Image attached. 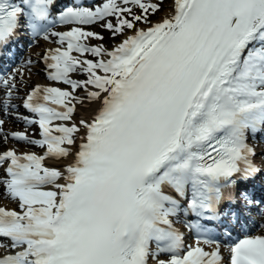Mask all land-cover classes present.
<instances>
[{"label": "snow or ice", "instance_id": "6c2138e0", "mask_svg": "<svg viewBox=\"0 0 264 264\" xmlns=\"http://www.w3.org/2000/svg\"><path fill=\"white\" fill-rule=\"evenodd\" d=\"M55 4L0 0V55L20 33L57 37L66 47L48 50V77L73 90L37 85L23 102L38 117L24 121L38 124L42 139L11 135L46 148L44 155L0 154V167L7 165L0 184L20 209L0 207V247L19 249L0 264H224L204 224L188 223L204 238L185 249L174 218L239 223L225 205L264 206V197L240 187L264 178L248 143L250 133H264V0H172L168 10L164 0H97L59 10L60 23L103 22L123 36L111 50L82 43L104 37L81 27L52 32ZM77 71L86 78L72 79ZM15 80L0 77L5 111ZM85 101L96 105L92 118L53 123L72 121ZM48 157L68 162L47 167ZM227 247L229 264H264V235Z\"/></svg>", "mask_w": 264, "mask_h": 264}, {"label": "bare ground", "instance_id": "6f19581e", "mask_svg": "<svg viewBox=\"0 0 264 264\" xmlns=\"http://www.w3.org/2000/svg\"><path fill=\"white\" fill-rule=\"evenodd\" d=\"M172 4V0H167L165 1L164 4V8L165 10L170 9ZM163 15V12H161L159 14V16L157 18H153L151 19L153 22L157 21L160 19V16ZM100 22L91 24V25H65V26H57L55 28H53L51 31L52 32H66L71 30L73 27H81L84 31H91L94 33H98L97 31L93 30V27L97 24H99ZM140 27H145V25L140 24ZM99 34V33H98ZM128 34H132L131 31L128 32ZM123 36H120L119 38H117L115 40V42L108 44L107 46H105V49L111 50L113 47H115L118 43H120V41L123 39ZM92 39H96L95 37H89L87 39H82L81 42L88 45V40H92ZM57 47H61L64 48L66 47L65 45H60L59 44V39L57 37L54 36H49V39L45 40L43 37H35L34 38V44L31 45L30 48H28L25 51H22L21 54H23L22 56L18 57V60H20L19 64H14L13 67H10V71L9 73L6 75H2L3 76H10L11 74H14L16 77L15 80V89L13 90L12 93V97H11V105H18L20 104V99L22 96V94H24V91L26 89H28L29 87L33 86L35 83H41L43 86H47L48 84H52L55 87H59L61 89H70L71 91H73L69 85L60 83V82H56V81H51L48 77H47V72L44 69V58H43V54L44 51L49 50V49H53V48H57ZM73 54H75V56H80L79 53L77 52H72ZM82 59L86 58L89 60H95L96 58L90 59L89 58V53H85L82 57ZM30 61V63H29ZM19 70V71H17ZM72 79H76V80H83L86 78V75L84 74L83 77L81 78H74V73L70 74ZM5 87L0 84V95L3 94V92H5ZM75 95L83 98L85 95V91L83 89H77L75 90ZM4 99V100H3ZM2 102H6V97L2 96L0 97V110H2ZM73 103H76L75 101H73ZM96 110V105L94 103H91L89 101H85L84 104H76V111L75 113H73V120L72 121H54V124H60V123H65L67 125H71V123L73 121L77 122L79 121V119L81 118H92V116L94 115ZM13 114H9L8 116H6L4 113L0 112V114L3 115V120L5 121L3 127H4V131L0 132V150L5 149L6 147H13L17 150V152H24V151H32V153H35L37 155H44V150L45 148H43L42 150H40L39 148H41L38 145H34V144H29L26 141H19L16 140L15 138L12 137V133L16 132H25L27 133V135L29 136L30 139H34L33 135H35L36 133V129H34V125H36V127L42 131L39 127L38 124H31L29 125L28 123H26L23 119V115L22 113H19L15 110H11L10 111ZM29 119H35L34 115L30 114L27 116ZM15 129H21V130H15ZM4 136H7L8 139L5 140ZM42 135L40 134L39 137H41ZM77 143H79V141H77ZM73 150H75V147L73 148ZM260 156V154L258 155ZM68 161L66 160H56L53 159L51 157L46 158L43 161L44 166L47 167H57V168H63ZM4 168H0V182L3 181L4 179ZM253 190V189H252ZM254 191V190H253ZM258 198V197H256ZM255 198V199H256ZM4 205L7 208L10 209H15L17 211H20L19 207H18V201L17 200H13L10 199L7 196L6 190H4L2 184H0V206ZM236 205H233L232 207H235ZM262 210V222L257 225L258 227V231H264V206H259ZM242 215H244V212L242 211ZM180 217V216H179ZM174 220L180 224L183 225L184 223V219L182 220V218H174ZM220 245H221V250H223V252L226 251V249L228 248L227 245H229V236L225 235L224 238L222 240L219 241ZM7 241H4V244L7 245ZM195 244V243H193ZM7 247H0V253L5 251ZM160 259H165L167 260V256L166 255H160L159 257Z\"/></svg>", "mask_w": 264, "mask_h": 264}, {"label": "rangeland", "instance_id": "374dc122", "mask_svg": "<svg viewBox=\"0 0 264 264\" xmlns=\"http://www.w3.org/2000/svg\"><path fill=\"white\" fill-rule=\"evenodd\" d=\"M165 1H167V0H164V4H165ZM134 11L139 12V9L138 8H134ZM158 16H159V14L153 15V16H151L150 19L157 18ZM109 19L111 20V22L113 24L116 23L115 18H109ZM102 23L103 22L99 23L97 25V27H93V30L94 31H97L99 33V35H101V36L104 37V39L103 40H98V39L88 40V44L90 46H97V45H101L102 44L105 47L108 44H111V43L115 42V40L120 37V35H117L116 37H113L112 33L109 30H107L106 28L102 27ZM76 75H77V78H80V77H83L84 76V73H82V72L79 71V72H77ZM3 131L4 130H2V132Z\"/></svg>", "mask_w": 264, "mask_h": 264}]
</instances>
